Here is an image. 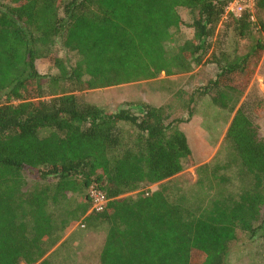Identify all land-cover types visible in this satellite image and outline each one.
<instances>
[{"label": "trees", "instance_id": "1", "mask_svg": "<svg viewBox=\"0 0 264 264\" xmlns=\"http://www.w3.org/2000/svg\"><path fill=\"white\" fill-rule=\"evenodd\" d=\"M235 1L0 0V264H53L47 256L81 219L105 227L100 264H229L240 233L264 239L259 105L236 111L264 42L228 53V40H249L257 27L248 11L228 14ZM181 10L193 37L172 48ZM57 44L75 65L54 55ZM204 60L220 70L208 86L213 104L236 111L225 139L233 155L219 177L202 167L192 193L175 179L193 157L189 137L163 108L110 113L74 95L190 74ZM234 162L239 195L222 189ZM26 173L39 185L29 188ZM91 186L109 200L102 212L91 211L89 193V203L72 202Z\"/></svg>", "mask_w": 264, "mask_h": 264}, {"label": "rangeland", "instance_id": "2", "mask_svg": "<svg viewBox=\"0 0 264 264\" xmlns=\"http://www.w3.org/2000/svg\"><path fill=\"white\" fill-rule=\"evenodd\" d=\"M245 11L251 14V19L257 24V27L253 28L249 40L239 41L240 43L235 38L228 40L225 45L228 46V53L245 54L257 40L264 42V29L261 25L262 22L264 23V10L258 12L253 0H236L229 7L228 14L240 17ZM181 16L184 26L179 31L174 32L175 39L171 44L172 48L182 45L186 40L193 37L188 13L181 10ZM222 26L220 25L219 31L223 29ZM54 55L64 59L69 67L77 62L76 55L66 53L59 44L54 48ZM37 65L40 73L44 76L54 72L52 62L46 58L40 59ZM251 65L254 74L249 84L246 85V82L243 81V84L238 85L244 93L236 111L244 101L250 102L253 106L259 105L258 123L261 127V136L264 138V51L253 60ZM219 72L217 66L206 63L204 60L190 74L176 76L161 74L154 80L107 89L86 90L76 92L74 95L110 113L131 110L134 114L140 115L142 103L163 108L164 113L169 117V122H173L174 128L183 130L189 137L193 157L185 162L184 171L175 179L182 184V187L192 193L193 187L200 179L199 171L202 167H208L210 175L217 171V177H219L224 172L223 167L232 161V146L225 139L236 111L229 112L215 106L212 102L213 93L208 91L210 82L217 78ZM125 131L131 135L135 130L130 125H126ZM227 172L231 181L222 188L223 191L226 194L232 192L239 195L244 181L238 178L237 163L234 162ZM26 178L29 188L39 185L35 176L26 173ZM204 179L207 180V177ZM214 182L217 183V181ZM203 183L207 186L210 184L207 181ZM152 189H157V185ZM219 190L215 191L216 195H219ZM87 196L88 191L81 195H74L72 202L76 205L77 203H89ZM129 196L132 195L129 194ZM72 231L79 236L78 244L80 246L77 247L79 251L80 248L83 249L82 241L92 244L93 248L96 244L99 247L104 243L106 230L100 224H83L81 219L61 235L60 242ZM232 247L229 264H264V239L253 241L250 240L248 234L240 233L238 240L233 243ZM47 257H50V254Z\"/></svg>", "mask_w": 264, "mask_h": 264}, {"label": "crops", "instance_id": "3", "mask_svg": "<svg viewBox=\"0 0 264 264\" xmlns=\"http://www.w3.org/2000/svg\"><path fill=\"white\" fill-rule=\"evenodd\" d=\"M79 236L74 232H70L67 237L60 242L56 248L50 253L53 264H100V254L103 245L94 246L92 244H87L86 242L82 244V248L78 253L76 251ZM105 240V238H104ZM95 244V243H94Z\"/></svg>", "mask_w": 264, "mask_h": 264}, {"label": "built area", "instance_id": "4", "mask_svg": "<svg viewBox=\"0 0 264 264\" xmlns=\"http://www.w3.org/2000/svg\"><path fill=\"white\" fill-rule=\"evenodd\" d=\"M88 193H89V199L92 202L91 211L98 212V213L104 211V209L106 208L109 202L106 195L95 186H91L89 188Z\"/></svg>", "mask_w": 264, "mask_h": 264}]
</instances>
